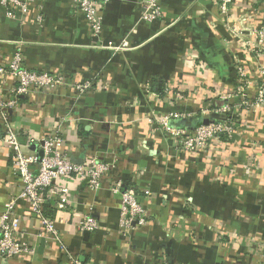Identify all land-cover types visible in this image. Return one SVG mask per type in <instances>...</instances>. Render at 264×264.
<instances>
[{
  "label": "crops",
  "instance_id": "1",
  "mask_svg": "<svg viewBox=\"0 0 264 264\" xmlns=\"http://www.w3.org/2000/svg\"><path fill=\"white\" fill-rule=\"evenodd\" d=\"M139 5L110 0L96 35L73 0H33L15 18L0 4V65L20 49L31 70L95 86L86 94L63 88L22 97L6 111L20 143L25 147L30 134L41 138L62 127L72 160L83 163L91 155L111 165L112 180L133 186L148 215L146 225L125 233L112 181L93 191L72 180L68 209L53 208L61 238L87 264H258L253 250L264 247V105L238 111L264 82V43L255 35L264 26V0H234L228 16L215 0H160L163 19L151 24L140 21ZM238 63L257 84L245 97L237 95ZM153 80L167 83L164 94L148 93ZM14 85L0 77V97H9ZM179 91L183 100L170 105L169 95ZM226 107L237 111L234 136L214 151H183L149 122L175 112L186 120L202 115L205 124ZM5 131L0 120V136ZM19 188L10 149L0 146V215ZM15 212L35 253L0 257V264H72L41 236L25 200ZM85 215L101 228L80 233L76 224Z\"/></svg>",
  "mask_w": 264,
  "mask_h": 264
},
{
  "label": "built area",
  "instance_id": "2",
  "mask_svg": "<svg viewBox=\"0 0 264 264\" xmlns=\"http://www.w3.org/2000/svg\"><path fill=\"white\" fill-rule=\"evenodd\" d=\"M221 14L228 16L234 0H215ZM33 0H0L10 18L17 17L16 11L27 13ZM77 12L82 13L99 35L103 29V9L110 0H73ZM140 21L154 23L163 19L160 0H140ZM41 21V17L39 18ZM234 33H239L236 25L231 27ZM255 35L260 43H264V26L255 29ZM239 85L237 95L247 96L257 88L242 63L236 64ZM10 77L15 81L6 99L0 97V120L6 131L0 136V146L10 149L13 160V174L19 180L20 188L12 195L6 209L0 215V257L2 259H24L35 253V248L23 238L19 230V217L15 210L20 199L25 200L30 207L31 216L39 222L41 236L60 246L62 259L68 258L72 264L82 263L74 257L64 244L57 219L47 216L45 205L54 202L57 210H67L70 206V182H84L87 187L97 191L106 180L112 181V192L120 195L122 212L120 225L125 233L131 232L133 227H142L147 223V212L140 201L138 192L131 186L125 188L121 181H113L112 166L98 160L95 156H87L83 163H75L67 152L68 141L62 127H57L43 137L30 134L26 148L20 143L19 134L12 128L7 110L18 106L20 99L32 93L55 94L63 88L72 89L78 94L94 92L93 83H74L66 75L57 73L34 71L28 68L22 51L15 52L8 65H0V77ZM259 85V84H258ZM251 100L244 101L239 112H247L264 105V82L258 87ZM150 93V86H147ZM250 96V95H249ZM170 105L175 106L183 100L182 93L171 92ZM210 110V108H208ZM207 110V111H209ZM206 111V110H205ZM221 117L219 121H211L193 129L180 128L173 125V120H184L186 116L180 113H167L149 118L151 124H156L175 143V146L187 152L214 151L216 147L226 144L234 136L237 111L232 112L228 107L215 109ZM31 149V150H30ZM42 153V155H41ZM150 194L149 191L146 192ZM80 233H94L101 228L100 221L93 215H85L76 224ZM258 256V264H264V247L253 250Z\"/></svg>",
  "mask_w": 264,
  "mask_h": 264
},
{
  "label": "trees",
  "instance_id": "3",
  "mask_svg": "<svg viewBox=\"0 0 264 264\" xmlns=\"http://www.w3.org/2000/svg\"><path fill=\"white\" fill-rule=\"evenodd\" d=\"M149 86L151 89H154L160 94H164V91L167 88V83L162 80H153L149 83ZM221 117L218 115L214 121H219ZM204 118L202 115H197L193 119L190 120H173V125L180 128H187V129H193L203 124ZM54 208V202H48L45 205V213L47 216L54 217L55 210Z\"/></svg>",
  "mask_w": 264,
  "mask_h": 264
},
{
  "label": "water",
  "instance_id": "4",
  "mask_svg": "<svg viewBox=\"0 0 264 264\" xmlns=\"http://www.w3.org/2000/svg\"><path fill=\"white\" fill-rule=\"evenodd\" d=\"M204 123L207 125V124L210 123V120H207V121H205ZM41 155H42V153H41Z\"/></svg>",
  "mask_w": 264,
  "mask_h": 264
}]
</instances>
